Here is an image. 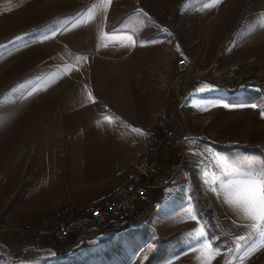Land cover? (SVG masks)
<instances>
[{"label":"crops","instance_id":"1","mask_svg":"<svg viewBox=\"0 0 264 264\" xmlns=\"http://www.w3.org/2000/svg\"><path fill=\"white\" fill-rule=\"evenodd\" d=\"M260 1L242 23L234 18L227 33L217 35L214 2L192 11V0H112L106 12L73 27L97 0H0V227L11 236L26 232L20 243L42 249L14 253L22 256L17 264H54L64 247H45L41 239L49 238L30 230L97 206L125 182L147 145L155 152L166 141L173 146L161 151L159 162L152 158L148 175L155 181L154 204L122 231L148 229L163 241H189L167 264H202L193 250L202 241L191 234L202 225L213 250L215 242L198 215L201 200L228 243L211 264H240L243 249L236 248L245 243L238 238L248 235L247 221L209 190L204 172L226 180L216 166L221 161L241 168L264 161V150L233 146L264 145L261 85H221L190 75L175 123L155 121V112L183 57L207 70L264 58ZM122 231L99 229L70 247L76 244L79 255V242L96 247ZM245 264H264V249Z\"/></svg>","mask_w":264,"mask_h":264},{"label":"rangeland","instance_id":"2","mask_svg":"<svg viewBox=\"0 0 264 264\" xmlns=\"http://www.w3.org/2000/svg\"><path fill=\"white\" fill-rule=\"evenodd\" d=\"M254 1L255 0H220L219 3H215V0H192V11L195 6H198L201 3L214 2L212 9L213 12L210 16L214 28L213 33L217 35H222L223 33H227L228 24L230 20L237 18L238 23L240 24V22L242 23L247 17L251 15L252 5ZM183 3L182 10H184L183 5H185V1ZM260 7L264 9V0L260 1ZM234 63H238V61L233 62L232 64ZM239 63H241L243 67V80L250 82L258 81L262 87L261 91L264 92L263 56H259V58H255V60L252 61H239ZM229 66L224 69L215 70L221 72L224 75L227 73ZM192 76H196L197 78L201 76H207L213 82H220L221 85H231L226 81L225 77H222L219 80L215 79L213 76L210 75L207 69L199 68L198 72L192 73ZM181 95L182 89L180 91V96ZM179 113L180 109L178 111L177 118L179 116ZM1 229V233H3L1 236H4L10 240L7 241L6 239H0V264H17V262L19 261L15 259H18L21 254L15 256L14 253L20 250L22 252H34L35 249L37 251L42 250L39 249L36 244L31 243L29 244V246H26L23 245L24 243H20L21 240L27 239L26 232H18L11 236L8 235L6 231L5 233L3 231V228ZM35 230L36 228L33 230L31 229L30 233L31 231ZM140 231L141 229L136 228L127 231L117 232L112 234V236H107V238H105L108 240V237H111L113 238V240L104 241V239H100V242H104H102V245H97L98 248L100 247L99 249L97 248V246H90L87 248L82 244L84 241L79 242L78 244L84 247L79 253V255H76V252L73 251V247L76 244H74L72 248L70 247V245H67L65 246L67 248L64 247V250L59 251V253L62 252L61 256H59L55 260L54 264H146V261H148L149 258L153 257V255H155V257L153 260L151 259L150 261H148L149 264H167L171 261L173 254L178 253L180 251H184L189 248L191 244H193L186 240L181 241V239H176L174 241L171 239H166V241H163L160 238V234L154 230L145 229L144 231ZM212 234V240H214L215 242L213 244L215 252H219L222 247L228 246V243L226 244V242L223 241L220 235L218 234L216 227L212 228ZM20 246L24 247L20 248ZM66 252L70 254L68 256L64 255V253ZM36 264L41 263L39 262Z\"/></svg>","mask_w":264,"mask_h":264},{"label":"built area","instance_id":"3","mask_svg":"<svg viewBox=\"0 0 264 264\" xmlns=\"http://www.w3.org/2000/svg\"><path fill=\"white\" fill-rule=\"evenodd\" d=\"M242 68L241 63L238 62L231 64L224 75L213 68L208 71L217 80L225 77L230 84H240L245 82ZM193 72H198L194 59L183 57L176 62L174 80L167 87L164 98L155 112L157 122L174 124L179 111L180 91L184 89L186 78ZM153 153V146L147 145L126 173L125 182L97 206L80 211L71 219L64 218L52 228L31 231V234L37 238L46 237L59 242L71 233L76 234L75 241H82L93 236L99 229L124 230L131 221L138 219L142 214L149 213L154 204L155 181L148 179ZM1 231L0 228V239H5L6 237L1 236L3 234Z\"/></svg>","mask_w":264,"mask_h":264},{"label":"snow or ice","instance_id":"4","mask_svg":"<svg viewBox=\"0 0 264 264\" xmlns=\"http://www.w3.org/2000/svg\"><path fill=\"white\" fill-rule=\"evenodd\" d=\"M112 0H97L81 17L73 23V27H78L82 24H87L95 18L100 11H107L111 5ZM220 0H215L219 3ZM206 7L209 5H205ZM260 27H264V15L260 17ZM131 40V37H128ZM134 44V42H133ZM104 46H107L106 44ZM79 62V58H77ZM91 99V95L89 94ZM255 107V106H253ZM108 123H114L112 117H105ZM140 132V130H135ZM142 134V133H141ZM219 161L220 158H217ZM223 177L226 180L219 178L214 173L204 172L205 183L209 185V190L217 192L240 219L247 221L244 225L249 229L247 236H240L238 240L245 241V243H237L236 250L238 252L243 249L239 256L240 264L250 259L256 252L264 249V161H249L244 168L237 167L223 160L216 165ZM219 184V190L216 185ZM189 214L193 219H196L192 210ZM194 240L202 241L199 248H194L198 251L202 260V264H211V259L216 254L210 245H207L206 232L201 225L193 234ZM205 245L208 246V252L203 251Z\"/></svg>","mask_w":264,"mask_h":264},{"label":"trees","instance_id":"5","mask_svg":"<svg viewBox=\"0 0 264 264\" xmlns=\"http://www.w3.org/2000/svg\"><path fill=\"white\" fill-rule=\"evenodd\" d=\"M170 146H173V143H167V141L164 142L161 145L160 149L153 153V158L156 159L159 162L160 161L161 151L164 148H167V147H170ZM233 146L234 147L243 148L245 150H248V149H252V150H255V151L264 150V145L250 147V146L245 145V144H235ZM198 215H199L200 219L204 222L209 237H213L212 228L216 227L215 222H214V218H213L211 210L207 209L205 204L201 200H198ZM75 240H76V234L75 233H71L68 237L64 238L63 240H61L59 242L54 241L51 238H49V239L43 238V239H41V244L43 246H45V247H53V246L56 247V246H58L59 249H60V248H63L65 246H67V245L72 244ZM154 257H155V255H153V257L149 258L148 261H150L151 259L153 260ZM148 261H146V264H149Z\"/></svg>","mask_w":264,"mask_h":264}]
</instances>
